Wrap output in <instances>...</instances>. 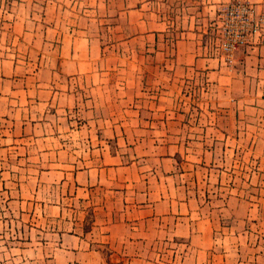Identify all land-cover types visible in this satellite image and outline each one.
<instances>
[{"label":"crops","instance_id":"crops-1","mask_svg":"<svg viewBox=\"0 0 264 264\" xmlns=\"http://www.w3.org/2000/svg\"><path fill=\"white\" fill-rule=\"evenodd\" d=\"M225 1L195 0L179 32L172 0H0V146L26 161L9 170L26 181L18 191L40 195L17 202L29 218L0 217V264H103L104 247L139 256L166 231L186 242L188 264H264V201L243 199L231 173L264 145V43L243 46L232 65L210 52ZM149 50L174 82L211 80L230 106L232 126L221 127L235 135L179 137L175 120L156 118L165 106L146 101L142 112L154 118L139 119L117 104V95L130 97V79L118 76L113 88L111 65L135 51L148 63ZM43 189L57 199L47 203ZM80 189L90 193V222L70 201ZM200 201L203 215L193 218Z\"/></svg>","mask_w":264,"mask_h":264},{"label":"rangeland","instance_id":"rangeland-1","mask_svg":"<svg viewBox=\"0 0 264 264\" xmlns=\"http://www.w3.org/2000/svg\"><path fill=\"white\" fill-rule=\"evenodd\" d=\"M168 1V0H162ZM195 0H172V5L175 8H179L178 11V31H186L187 27V20L190 21L192 16L194 15L193 12L189 10V8L194 7L193 2ZM238 0H226L218 9L230 2H234ZM240 1H250L256 4L257 0H240ZM198 4V3H197ZM258 5V4H256ZM217 9V10H218ZM162 12L166 13V19L168 18V6H166V11L164 9ZM199 9L197 10L196 14H198ZM195 19L204 18V15H197ZM216 20V19H215ZM214 20V22H215ZM213 26V25H212ZM175 38L173 35L172 39ZM176 40V38L174 39ZM164 43L162 52V56H169V50L167 46L171 42H167L165 39L162 40ZM173 42V40H172ZM166 47V48H165ZM135 55L130 52L124 58H128L130 63H127L123 66L119 64H112L111 71L113 72V83L115 85L113 88H117L116 86L119 85L120 88L122 79L118 78V76H125L130 79V86H129V94L130 97L127 98L126 96L123 97V101H121L122 97L117 95L114 99L116 100L117 104H129L131 109L134 110L135 116L140 119L141 116L146 117L147 119L149 116L154 118L153 114L149 113V110L143 111L146 108L144 104L146 101H149L148 104H153L154 107L158 106H165L166 110L163 109L161 114L158 115V119L166 120H175L177 122L178 129H174L177 131L179 137L189 136V134L193 135H205L212 138L213 135L218 134L223 136L224 133L235 135L234 129L225 130L222 129V125H225L227 122L230 123L232 126L231 118H230V106L226 103L219 104L217 96V86L213 84L211 80H207L205 77L201 81H195L190 79H183L174 82L170 79L166 74L169 72L168 66H159L158 71L157 66L152 64V57L155 56V52L153 50H149L146 52V58L148 57V63L145 62L144 64L139 62L140 55L137 51L134 52ZM233 64V63H232ZM228 64V65H232ZM160 74L161 83L155 82L154 75ZM159 80V79H156ZM128 86V85H127ZM117 88V89H118ZM227 97V95H224ZM176 113L168 112L169 109L176 110ZM148 109V107H147ZM83 115V114H82ZM164 116V118L162 117ZM218 123L221 124L218 126ZM161 128L159 129L163 133H168L169 129L166 125L160 124ZM204 128V131L202 129ZM220 129V130H217ZM93 137H97L100 132L99 129L93 128L91 132ZM264 139V132L259 135V138ZM262 139V140H263ZM240 148V151L244 149L247 152L248 145L243 144ZM246 146V148H244ZM1 147L7 146H0V202H5L9 200H15L13 208L10 207H1L0 208V217H25L26 219L29 218V212L26 210H22L21 205H17L18 201L22 200H38L36 198L37 195L33 198V194L27 192L25 187H23V191L19 192L17 189L18 183L24 184L26 181L24 177H16L15 175H11L9 170L11 168L17 167H26V161H21L14 158V161H11L9 158L8 152L1 149ZM84 147H82L84 152ZM88 146H86L87 148ZM88 149V148H87ZM257 157L254 159L252 157L249 160L248 155L246 159H241L237 162V170L236 172H231L232 175V182H235L237 191L240 192L242 188L246 192H242L243 199L246 197L254 200L256 202H263L264 201V145L263 143L259 144L257 147ZM169 150V149H168ZM165 151V149H164ZM140 152V150H139ZM136 154V152H135ZM25 163V164H24ZM231 163V162H229ZM140 166L146 165L145 163L139 164ZM230 166V165H229ZM251 174L253 178L248 177ZM231 176L225 178L226 182H229ZM251 179L253 180L250 183ZM230 182V183H232ZM246 186V187H245ZM207 185L203 186L201 189L204 190ZM216 188H212L215 190ZM11 190L13 192H11ZM249 190V192H248ZM213 192V191H212ZM42 198L46 199V202L50 203V201L56 200L53 195L49 194L46 189H43ZM89 191L80 189L77 192V196L74 195L70 196L73 197L70 201L72 203H76L81 206L78 207L82 214L86 215V221H91V207H89ZM20 196V197H19ZM24 196V197H23ZM81 196V197H80ZM202 201L205 199L204 192H201ZM101 198V197H100ZM199 203H194L195 205V213H193V218H197L203 215V212L200 207ZM26 205L23 204V207ZM68 215L72 212L68 211ZM199 212V213H198ZM38 215H36V218ZM87 226H90L88 223ZM169 231L163 232V236L161 240L157 239L155 241L150 240L144 244L142 249L139 251L141 255L139 256H110L111 251L110 248L104 247L103 250L105 252V262L103 264H188L187 261V251L188 247L186 242L177 239ZM167 236V238H165ZM193 260V258H192ZM193 264V263H190Z\"/></svg>","mask_w":264,"mask_h":264},{"label":"built area","instance_id":"built-area-1","mask_svg":"<svg viewBox=\"0 0 264 264\" xmlns=\"http://www.w3.org/2000/svg\"><path fill=\"white\" fill-rule=\"evenodd\" d=\"M210 52L232 64L236 53L250 43H264V3L234 1L218 9Z\"/></svg>","mask_w":264,"mask_h":264}]
</instances>
